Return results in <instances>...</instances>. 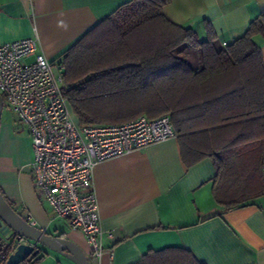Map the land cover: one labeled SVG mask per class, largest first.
<instances>
[{"label": "crops", "instance_id": "0c3cea01", "mask_svg": "<svg viewBox=\"0 0 264 264\" xmlns=\"http://www.w3.org/2000/svg\"><path fill=\"white\" fill-rule=\"evenodd\" d=\"M130 0H0V45L37 37L38 53L63 61L79 39ZM164 12L175 23L207 38L210 24L221 43L246 31L264 13V0H170ZM262 55L264 59V43ZM34 59L31 57L30 60ZM3 118L0 128V188L13 207L43 231L73 240L89 264H136L150 249L181 247L204 264H264V178L218 179L211 158L183 162L178 137L149 144L96 165L94 188L104 232L101 256L85 235L57 217L37 194L31 175L32 138L25 123ZM247 176V178H245ZM249 178V179H248ZM251 184V185H250ZM259 194L248 197V193ZM248 200L227 206L226 203ZM16 233L0 223V240ZM8 244V243H7ZM38 264H76L54 251ZM43 254H40L41 256Z\"/></svg>", "mask_w": 264, "mask_h": 264}, {"label": "trees", "instance_id": "16d2710c", "mask_svg": "<svg viewBox=\"0 0 264 264\" xmlns=\"http://www.w3.org/2000/svg\"><path fill=\"white\" fill-rule=\"evenodd\" d=\"M169 2L130 0L94 26L61 61L63 92L82 125L167 114L187 166L211 158L219 180L239 182L252 174L258 184L254 171L264 157V13L224 45L210 24L201 39L175 23L164 12ZM251 190L248 197L259 195ZM136 264L204 263L190 250L165 247L147 250Z\"/></svg>", "mask_w": 264, "mask_h": 264}, {"label": "built area", "instance_id": "2783aa9c", "mask_svg": "<svg viewBox=\"0 0 264 264\" xmlns=\"http://www.w3.org/2000/svg\"><path fill=\"white\" fill-rule=\"evenodd\" d=\"M37 41L27 37L0 45V94L5 106L29 128L34 154L29 169L37 194L57 217L81 231L92 251L101 256L106 252L103 235L112 232H104L100 225L96 165L177 133L167 114L104 126L80 124L63 92L65 63H50L37 54ZM15 239L28 242L21 235ZM6 257L8 253L2 252L0 264Z\"/></svg>", "mask_w": 264, "mask_h": 264}, {"label": "water", "instance_id": "95a60500", "mask_svg": "<svg viewBox=\"0 0 264 264\" xmlns=\"http://www.w3.org/2000/svg\"><path fill=\"white\" fill-rule=\"evenodd\" d=\"M3 105H5L4 97L0 94V128L4 110ZM3 194L0 188V223L6 224L16 235L28 239V242L18 243L15 237L13 242L0 240V255L4 251L8 253L5 264H24L40 254H43L39 256L42 257L40 260L42 262L49 254L47 249L73 260L76 264H89L88 256L82 247L69 238L49 234L34 226L13 207L12 203Z\"/></svg>", "mask_w": 264, "mask_h": 264}, {"label": "rangeland", "instance_id": "374dc122", "mask_svg": "<svg viewBox=\"0 0 264 264\" xmlns=\"http://www.w3.org/2000/svg\"><path fill=\"white\" fill-rule=\"evenodd\" d=\"M28 61H30V59H28ZM3 107H4V110H3V114H2V119L9 117L8 119L14 120L13 119L14 115L12 114L11 110L8 107H6L5 105Z\"/></svg>", "mask_w": 264, "mask_h": 264}]
</instances>
